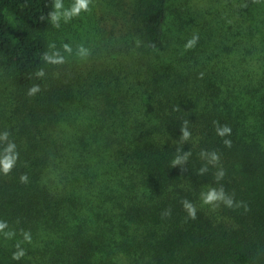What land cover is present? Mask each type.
Returning <instances> with one entry per match:
<instances>
[{
	"label": "trees",
	"instance_id": "1",
	"mask_svg": "<svg viewBox=\"0 0 264 264\" xmlns=\"http://www.w3.org/2000/svg\"><path fill=\"white\" fill-rule=\"evenodd\" d=\"M235 1L227 62L197 0H0V264H264V0Z\"/></svg>",
	"mask_w": 264,
	"mask_h": 264
},
{
	"label": "rangeland",
	"instance_id": "2",
	"mask_svg": "<svg viewBox=\"0 0 264 264\" xmlns=\"http://www.w3.org/2000/svg\"><path fill=\"white\" fill-rule=\"evenodd\" d=\"M227 1L228 0H197V4H199L198 7L202 10V13L208 20L209 24L213 26L214 29L217 30V32L219 33V39L224 36L225 37L223 38L224 40L230 41V42H226L225 45H222L224 48L227 49V50L224 49L223 53L225 55L224 54L223 55L224 57L226 56L227 62H229L230 59H233V57H236V58L238 57L237 49H235V48H238L237 46L231 49L227 48V46L230 44L235 46L234 41H233V36H232L235 32H237L235 30L236 29L235 26L239 24V26L243 27L245 23L248 24V20H247V17H242V14H240V17H239L238 15L239 12L236 13V11H234L236 7L232 4H228ZM234 2L236 1L234 0ZM251 9H252L250 10L251 14L253 16H256L257 19H259L260 25H261V19H264V5L263 4L257 5V6L251 5ZM241 12L242 11H240V13ZM252 32L254 34V41H256L257 49L260 52H261V49H263V55H264V48L262 45L259 44L260 34L258 30L252 29ZM92 38L93 37L89 39L91 40ZM261 57H262V54H261Z\"/></svg>",
	"mask_w": 264,
	"mask_h": 264
},
{
	"label": "clouds",
	"instance_id": "3",
	"mask_svg": "<svg viewBox=\"0 0 264 264\" xmlns=\"http://www.w3.org/2000/svg\"><path fill=\"white\" fill-rule=\"evenodd\" d=\"M88 4H89V0H78V7L74 10L75 12H79L81 9L83 10H87L88 9ZM192 43H194L193 41H190L189 44L191 45ZM68 46L65 45V48H67ZM36 91H38V88L34 87L30 90L29 94H34ZM230 132V129H228L227 127H225L222 131H221V135H223L224 133ZM187 135V134H185ZM7 137V133H5V138ZM225 143H228L227 141ZM15 145L10 144L8 146V148L6 149V151L8 152H12V150L14 149ZM213 159H217V157L215 155H213ZM15 161V156H10V157H6L5 160L0 161V168H2V171L7 174L11 168L13 167ZM22 180L26 179V177H21ZM202 198H203V202L208 204V203H212L214 201H217L219 199H223V193L220 192L218 193L215 189L210 190L207 194H202ZM229 205L231 204V201H226ZM184 207L187 209L189 215L192 218H195V208L188 202H184ZM4 227L3 224H0V229H2ZM27 238V237H26ZM22 255V253H21ZM14 258L18 259L19 256H14Z\"/></svg>",
	"mask_w": 264,
	"mask_h": 264
}]
</instances>
